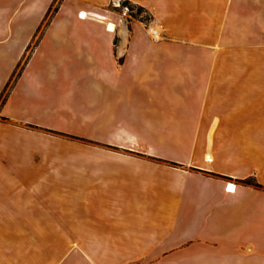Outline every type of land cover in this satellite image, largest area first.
Masks as SVG:
<instances>
[{"label": "crops", "instance_id": "1", "mask_svg": "<svg viewBox=\"0 0 264 264\" xmlns=\"http://www.w3.org/2000/svg\"><path fill=\"white\" fill-rule=\"evenodd\" d=\"M110 1L0 0V264H264V0ZM71 99L133 130L81 135L115 149L50 214L4 141Z\"/></svg>", "mask_w": 264, "mask_h": 264}, {"label": "rangeland", "instance_id": "2", "mask_svg": "<svg viewBox=\"0 0 264 264\" xmlns=\"http://www.w3.org/2000/svg\"><path fill=\"white\" fill-rule=\"evenodd\" d=\"M137 7L135 6L130 12L132 17H128L129 20H149L150 15L144 9L140 11ZM19 69L20 67L17 71ZM13 81L14 78L12 83ZM60 92L62 95L64 94V90ZM55 105L53 119L48 123L51 125L49 128L53 126V128H61L65 132L34 125H26L27 128L35 130L32 132L30 130L17 133L10 128L7 138L3 137L5 139L4 147L8 151L9 164L12 166L19 164V170H13V172L16 175L22 173L20 178L22 175L25 177L23 186H19L18 189L15 187L16 193L40 197L43 202L46 201L45 206L50 214L61 211L66 197L73 194L75 202L71 211L73 214L81 215L84 212L83 209L86 210V202L82 201L87 197L86 192H82L79 188L84 178L80 174H75L73 167L68 165H79L82 157H86L84 149L86 146L112 147L95 139L81 137V135L103 133L111 136L121 127L132 129L133 126H131V121H120L121 123H119L117 120L114 122L101 120L97 115L99 109L97 103L71 99L57 101ZM36 116H40V114H36ZM51 167L54 169H50ZM10 192L13 191L10 190Z\"/></svg>", "mask_w": 264, "mask_h": 264}, {"label": "built area", "instance_id": "3", "mask_svg": "<svg viewBox=\"0 0 264 264\" xmlns=\"http://www.w3.org/2000/svg\"><path fill=\"white\" fill-rule=\"evenodd\" d=\"M109 6L119 14L120 19H126L128 17L129 18L132 17L130 12L133 11V9H131L130 7L131 5L129 3H125L124 0H111ZM79 16L84 17L85 13L80 12ZM110 24L111 23H108L107 29L113 31L115 29V25L113 24L114 28L110 29ZM233 188L234 187L231 188L230 184L227 186L228 190H232Z\"/></svg>", "mask_w": 264, "mask_h": 264}, {"label": "trees", "instance_id": "4", "mask_svg": "<svg viewBox=\"0 0 264 264\" xmlns=\"http://www.w3.org/2000/svg\"><path fill=\"white\" fill-rule=\"evenodd\" d=\"M125 3H129L128 1H125ZM131 9H134L135 5H131L130 6ZM140 11H143V8L142 7H137ZM54 10H56V7L54 8ZM50 11H51V8H50ZM20 69L18 71H16V73L14 74V81L16 80L17 76L20 74L22 68H23V64H21L20 66ZM11 81L8 83V85L6 86V91L9 90V88L11 87ZM2 98V99H1ZM1 100H4L5 99V96L2 95V97H0Z\"/></svg>", "mask_w": 264, "mask_h": 264}, {"label": "bare ground", "instance_id": "5", "mask_svg": "<svg viewBox=\"0 0 264 264\" xmlns=\"http://www.w3.org/2000/svg\"><path fill=\"white\" fill-rule=\"evenodd\" d=\"M114 28V26L112 25V24H110V29H113ZM158 32V31H157Z\"/></svg>", "mask_w": 264, "mask_h": 264}]
</instances>
